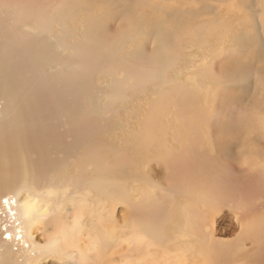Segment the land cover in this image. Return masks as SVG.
Segmentation results:
<instances>
[{"label": "rangeland", "instance_id": "1", "mask_svg": "<svg viewBox=\"0 0 264 264\" xmlns=\"http://www.w3.org/2000/svg\"><path fill=\"white\" fill-rule=\"evenodd\" d=\"M64 1L0 0V20L9 32L4 37L41 44L45 74L74 73L82 86L86 76L84 114L114 148L109 164L115 174L106 189L78 188L71 177L80 171L70 159L41 185L30 179L21 181L26 186L7 183L6 193L50 208L86 245L96 244L99 234L110 239L106 264L111 255L114 264H168L171 257L172 264H264V175L249 167L264 155V0ZM51 8L67 11L66 23L55 19L47 29L36 27L30 13L50 15ZM88 50L101 63L85 73ZM147 126L161 132L159 148L171 150L169 159L156 147L139 145ZM167 177L183 186L202 184L214 200L199 206L204 215L193 222L195 234ZM243 193L253 197L247 204L256 226L252 234L241 230L231 206L248 200ZM69 201L82 208V216ZM147 202L165 206V220L152 236L135 228ZM51 233L42 225L33 229L39 244ZM140 234L148 251L134 241ZM52 259L25 264H61Z\"/></svg>", "mask_w": 264, "mask_h": 264}, {"label": "bare ground", "instance_id": "2", "mask_svg": "<svg viewBox=\"0 0 264 264\" xmlns=\"http://www.w3.org/2000/svg\"><path fill=\"white\" fill-rule=\"evenodd\" d=\"M64 2L67 4L66 0ZM49 12L50 15L30 13L35 17L36 27L47 29L55 19L62 24L66 23L67 11L52 12L51 8ZM3 23H5L4 19ZM7 33L8 30L0 20V101L2 103L0 106V264H25L37 259L47 262L48 258H53V261H59L61 264H106L105 258L109 259V255L105 250L109 247L110 239L99 234L96 244L86 245L81 242V238L78 237L79 232L72 224H61L53 218L50 208L37 203L33 198L27 196L23 198L17 193L18 190L17 194L12 196L6 193L7 183L15 185L30 179L33 180L34 185H41L47 181L54 168L66 164L70 159H74V164L80 171L79 174L71 177L78 188L90 184L99 190L106 189L115 174L114 168L109 164L110 153L114 148L107 147L102 138V127L84 114L83 94L86 76L81 77L85 81L82 80V86L78 80L80 78L74 73L66 77L60 76L61 78L57 75L45 74L43 67L46 51L43 46L30 39L23 42L10 40L4 37ZM213 49L212 47L211 51ZM85 55L87 62L81 66V70L86 73L101 62L96 51ZM65 116L68 121L62 123V118ZM65 123L69 127L64 129ZM143 131L145 133L143 132L139 145L156 147L160 157L164 160L169 159L171 150L159 148V145H164L163 138L159 135L161 132L150 126ZM132 149L125 148V150ZM261 156L263 158H260ZM261 156H257V162L249 164V167L259 170V175L262 176L264 164H261V160H264V155ZM170 173L178 179L176 171L171 170L169 175ZM172 178L170 180L166 178L169 190L178 194L182 207L187 208L185 209L189 213L187 226L195 234L193 222L195 224L196 217L204 215L198 209L199 206L214 200L208 192H204L202 184H198V188L183 186L179 182L172 183ZM21 186L26 184L21 182ZM243 190L248 191L246 188ZM261 193H264V188ZM218 195L212 194L217 204L222 202V198ZM245 197L248 200L238 198L233 204L231 203V206L241 224V230L246 228V233L252 234L251 230L256 226L251 220L250 208L247 204L251 205L250 201L253 197L244 194ZM227 198L232 202L230 197ZM69 202L72 203L71 207H74V211H79L82 216V208L75 207L72 201ZM164 208V205L160 207L157 204L145 203L142 207L144 213L135 220L136 230L147 236L156 235L165 220ZM38 225L52 230L49 235L51 237H45L44 244L35 242L33 236V229ZM260 240H264V236H261ZM134 241L141 246V249L148 251V245L142 234L139 238L136 236ZM175 244H184V241L176 240ZM111 258L113 260L111 264H114L113 255ZM167 262L172 264V257L168 258ZM192 262L186 264H193Z\"/></svg>", "mask_w": 264, "mask_h": 264}]
</instances>
